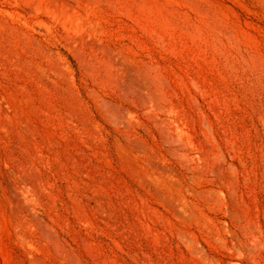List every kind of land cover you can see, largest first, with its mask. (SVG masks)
Listing matches in <instances>:
<instances>
[{
  "label": "rangeland",
  "instance_id": "1",
  "mask_svg": "<svg viewBox=\"0 0 264 264\" xmlns=\"http://www.w3.org/2000/svg\"><path fill=\"white\" fill-rule=\"evenodd\" d=\"M0 264H264V0H0Z\"/></svg>",
  "mask_w": 264,
  "mask_h": 264
}]
</instances>
